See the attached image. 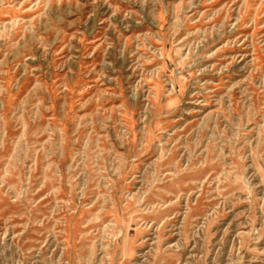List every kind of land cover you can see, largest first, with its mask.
Segmentation results:
<instances>
[{"label":"rangeland","instance_id":"374dc122","mask_svg":"<svg viewBox=\"0 0 264 264\" xmlns=\"http://www.w3.org/2000/svg\"><path fill=\"white\" fill-rule=\"evenodd\" d=\"M0 264H264V0H0Z\"/></svg>","mask_w":264,"mask_h":264}]
</instances>
